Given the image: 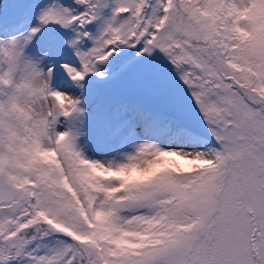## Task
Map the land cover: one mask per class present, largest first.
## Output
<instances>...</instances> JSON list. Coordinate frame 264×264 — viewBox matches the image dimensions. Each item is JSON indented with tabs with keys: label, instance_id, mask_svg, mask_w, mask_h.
I'll return each mask as SVG.
<instances>
[{
	"label": "snow or ice",
	"instance_id": "1",
	"mask_svg": "<svg viewBox=\"0 0 264 264\" xmlns=\"http://www.w3.org/2000/svg\"><path fill=\"white\" fill-rule=\"evenodd\" d=\"M14 6L0 264H264V0Z\"/></svg>",
	"mask_w": 264,
	"mask_h": 264
},
{
	"label": "rangeland",
	"instance_id": "2",
	"mask_svg": "<svg viewBox=\"0 0 264 264\" xmlns=\"http://www.w3.org/2000/svg\"><path fill=\"white\" fill-rule=\"evenodd\" d=\"M15 11L14 0H0V15H3L5 18L12 15ZM182 166H187L183 161H177Z\"/></svg>",
	"mask_w": 264,
	"mask_h": 264
}]
</instances>
